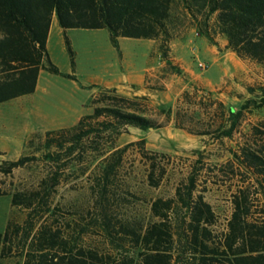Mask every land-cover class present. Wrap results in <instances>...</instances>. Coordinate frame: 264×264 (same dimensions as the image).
<instances>
[{
  "label": "trees",
  "instance_id": "16d2710c",
  "mask_svg": "<svg viewBox=\"0 0 264 264\" xmlns=\"http://www.w3.org/2000/svg\"><path fill=\"white\" fill-rule=\"evenodd\" d=\"M52 16L62 32L69 28H105L117 50L119 37L155 40L163 69L170 71L176 67L170 61L168 45L187 19L196 34L208 42L216 43L215 38L220 37L223 47L240 60L264 68V0H0V103L32 93L40 69L75 79L73 74L60 72L48 58L46 37ZM64 43L72 67L66 37ZM246 89L250 96L237 108L224 109L218 102L221 121L212 130L217 131L216 137L239 132L242 115L264 107V84ZM90 101L97 104L74 124L43 133L42 158L53 166L37 188L0 190V195H9L12 208L26 210L20 223L8 217L0 232V257L19 256L21 264H264V119L250 125L228 150L225 174H232L235 168L241 178L229 191L230 211L221 230L215 228L213 208L196 191V168L174 187L171 197H156L149 202V216L144 222L131 220L114 227L103 201L108 175L124 148L114 149L112 144L95 178L99 191L95 216L69 231H63L56 218L47 222L43 217L57 209L49 196L61 169L60 152L71 160L80 159L87 147L96 150L106 143L103 140L111 142L122 126L140 130L159 126L114 88L98 86ZM185 117L186 113L175 111L177 127L192 134L208 132L189 128ZM134 143L145 154L143 139ZM30 159L35 158H0V174H9ZM163 175L164 168L156 170L151 159L146 173L148 184L157 186ZM92 224L97 225L104 240L102 247L79 243Z\"/></svg>",
  "mask_w": 264,
  "mask_h": 264
},
{
  "label": "rangeland",
  "instance_id": "374dc122",
  "mask_svg": "<svg viewBox=\"0 0 264 264\" xmlns=\"http://www.w3.org/2000/svg\"><path fill=\"white\" fill-rule=\"evenodd\" d=\"M51 19L46 48L48 58L60 72L73 74L75 79L41 69L32 93L0 103V146L6 148L8 158L19 155L35 158L12 169L9 174H0V190L39 186L41 178L53 166L52 162L42 158L43 132L70 126L80 114L89 113L97 104L90 101L95 90L93 85H112L123 77L137 80L145 66L153 63L152 60L156 64L150 72L156 74L155 70L160 71V59L155 52V43L150 39L119 37L117 50L110 43L105 28H69L62 32L55 17ZM64 37L72 51V67ZM215 42L210 43L196 34L191 23L183 19L168 45L170 61L176 70L162 67L159 77H149L146 85L152 89L143 90L141 85L131 84L116 91L133 100L137 111L154 119L159 126L147 130L122 126L111 142L108 138L103 140L106 143L96 150L89 151L87 147L80 159L71 160L60 152L58 162L61 169L49 196L57 209L53 215L43 217L47 222L52 223L56 218L63 231H69L75 224L79 226L95 216L96 199L99 198L95 178L100 175L112 144L110 146L114 149L124 148L108 175L103 201L114 227L125 221L144 222L149 216V202L156 197H171L174 187L196 168V191L201 192L213 208L215 228L223 229L230 211L229 191L241 178L235 168L232 174H225L230 158L228 150L235 147L250 125L264 119V107L244 113L239 121V132L229 137H216L217 131L212 130L221 121L218 102L224 109L229 106L237 108L244 98L250 96L247 86L264 84V68L240 60L224 49L219 37ZM198 62L205 67L199 68ZM205 78L211 83L204 84ZM184 91L187 94L183 95ZM176 110L181 115L187 114L185 122L189 128L208 132L192 134L177 127L174 120ZM29 134L30 139L22 147L23 138ZM139 139L144 141L146 151L143 155L134 143ZM102 152L104 154L99 155ZM151 159L156 170L164 168L157 186L149 185L146 178ZM9 200V195H0V232L9 213ZM25 212L22 208H13L9 216L20 223ZM87 231L79 243L104 245L96 224L88 225Z\"/></svg>",
  "mask_w": 264,
  "mask_h": 264
},
{
  "label": "crops",
  "instance_id": "0c3cea01",
  "mask_svg": "<svg viewBox=\"0 0 264 264\" xmlns=\"http://www.w3.org/2000/svg\"><path fill=\"white\" fill-rule=\"evenodd\" d=\"M52 26V19L50 20V24H49V28ZM196 33V32H195ZM48 34H49V29H48V33H47V37H46V48H47V43H48ZM202 37V36H201ZM220 38V37H219ZM153 43H155L154 44V47H155V52H156V54H157V56H159V54H158V52H157V49H156V41L155 40H152V39H150ZM220 40H222V45H224V40L223 39H221L220 38ZM225 49V48H224ZM227 50V49H226ZM231 52V51H230ZM159 59H160V64H159V69H160V71H161V69H162V67L164 66V61L161 59V57L159 56ZM170 59H171V57H170ZM153 61V63H151V64H149V65H146L145 66V68L143 69V73H142V75L140 76V78L139 79H137V80H131L130 78H125V77H123V78H121L118 82H116V83H114V84H112V85H105V86H103V87H110V88H114L116 91H119L120 89H124V88H126L127 86H130L131 84H139V85H141L142 87H141V89H143V90H147V89H152V86H148V85H146L147 83H148V80H150V78L149 77H153V78H157V77H159L161 74H162V72H160L159 70L157 71V70H155L156 71V74H154V71H153V73L152 72H150V71H152L153 69H154V64H156V61H154V60H152ZM157 67V66H156ZM41 70V69H40ZM40 70H39V72H40ZM38 76V75H37ZM205 77V76H204ZM208 78V77H207ZM204 84H210L211 83V81L209 80V79H204V82H203ZM93 87H95L94 89V91L91 93V95H90V97L96 92V88L98 87V86H94L93 85ZM22 96V95H21ZM19 97V96H18ZM15 98H17V97H15ZM82 114H84V113H82ZM82 114H80L77 118H76V120H75V122L77 121V119L82 115ZM74 122V123H75ZM73 123V124H74ZM45 132V131H44ZM43 132V133H44ZM30 134H33V133H30ZM30 134L29 135H27V136H25L24 138H23V140H22V142H21V145H22V147H24V145H26V142L30 139ZM0 151L2 152V155H0V158L1 159H8V160H11V159H16V158H8L7 157V155H6V148H4V147H1L0 146ZM20 156V155H19ZM13 208H12V206L10 205V202H9V213H8V215H7V217L5 218V221H4V223L6 224V221H7V219H8V217H9V214H10V212H11V210H12ZM4 227H5V225H4ZM21 259H18V257H15V256H12V255H8V256H4V257H0V264H21V261H20Z\"/></svg>",
  "mask_w": 264,
  "mask_h": 264
},
{
  "label": "built area",
  "instance_id": "2783aa9c",
  "mask_svg": "<svg viewBox=\"0 0 264 264\" xmlns=\"http://www.w3.org/2000/svg\"><path fill=\"white\" fill-rule=\"evenodd\" d=\"M197 65H198L199 68H204L205 67L204 64L201 63V62H198Z\"/></svg>",
  "mask_w": 264,
  "mask_h": 264
},
{
  "label": "water",
  "instance_id": "95a60500",
  "mask_svg": "<svg viewBox=\"0 0 264 264\" xmlns=\"http://www.w3.org/2000/svg\"><path fill=\"white\" fill-rule=\"evenodd\" d=\"M150 128V127H149Z\"/></svg>",
  "mask_w": 264,
  "mask_h": 264
}]
</instances>
